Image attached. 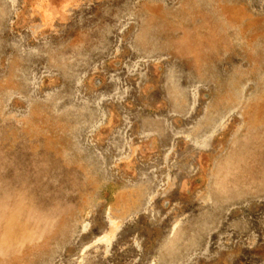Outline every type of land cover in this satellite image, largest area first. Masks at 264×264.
Wrapping results in <instances>:
<instances>
[{"label":"rangeland","instance_id":"374dc122","mask_svg":"<svg viewBox=\"0 0 264 264\" xmlns=\"http://www.w3.org/2000/svg\"><path fill=\"white\" fill-rule=\"evenodd\" d=\"M25 5L0 0V264H264V0Z\"/></svg>","mask_w":264,"mask_h":264},{"label":"crops","instance_id":"0c3cea01","mask_svg":"<svg viewBox=\"0 0 264 264\" xmlns=\"http://www.w3.org/2000/svg\"><path fill=\"white\" fill-rule=\"evenodd\" d=\"M25 9L29 14L27 24L34 28H47L53 21L61 20L63 22L69 11L73 8L81 6L88 7L92 4L93 11L96 12L100 22L98 27H117V24H106V15L117 18V0H24ZM36 16V19L33 17ZM37 23L38 26L35 24ZM32 24V25H31ZM144 174V173H143ZM146 182H142L145 185ZM144 189V188H143ZM145 191V189H144ZM134 199L133 192L130 193ZM140 204L146 203V197L142 194ZM130 206H132L130 204Z\"/></svg>","mask_w":264,"mask_h":264}]
</instances>
